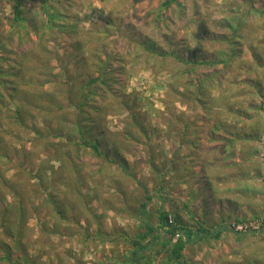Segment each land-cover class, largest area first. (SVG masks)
<instances>
[{"label":"rangeland","instance_id":"374dc122","mask_svg":"<svg viewBox=\"0 0 264 264\" xmlns=\"http://www.w3.org/2000/svg\"><path fill=\"white\" fill-rule=\"evenodd\" d=\"M13 1L0 0V264H131L144 223L167 209L173 178L152 138L169 129L235 137L256 191L264 182V0H23L22 24ZM240 20L238 57L224 68ZM179 60L213 64L184 75ZM99 67L107 86H87ZM210 75L221 84L210 94L225 98L202 110L189 87ZM220 173L188 177L208 209ZM242 222L259 227L213 251L214 264H264L262 221ZM167 248L152 244L140 264H165ZM207 253L199 264L213 263Z\"/></svg>","mask_w":264,"mask_h":264},{"label":"crops","instance_id":"0c3cea01","mask_svg":"<svg viewBox=\"0 0 264 264\" xmlns=\"http://www.w3.org/2000/svg\"><path fill=\"white\" fill-rule=\"evenodd\" d=\"M188 128L176 129L174 133L169 129L166 135L162 132L152 138V144L156 146L153 152L156 164L165 165L161 170L173 178L168 189L172 192L168 191L166 197L167 209L163 210L190 235L179 259H172L167 248L165 264H199L206 250L209 261L214 264L216 250L227 252V242L230 245L236 243L237 236L231 230L233 223L264 221V182L258 184L256 191L254 159L248 153L240 159V147L235 137L187 136ZM212 169H219L221 173L216 176L218 181L211 189L216 194L214 205L208 209L202 204L200 186H188L187 181L189 176H207ZM262 257L264 260V253Z\"/></svg>","mask_w":264,"mask_h":264},{"label":"trees","instance_id":"16d2710c","mask_svg":"<svg viewBox=\"0 0 264 264\" xmlns=\"http://www.w3.org/2000/svg\"><path fill=\"white\" fill-rule=\"evenodd\" d=\"M13 15H14V23L22 24L24 22V18L22 16V3L23 0H14L13 1ZM173 0H165L163 4L161 5V8H167L172 4ZM241 29H242V21L240 20L237 22V26L235 29L232 30L230 37H227L225 41L227 42L228 46V53L225 61H221L220 64L225 67L232 66L234 62L237 60L238 57V42L241 41L242 36H241ZM145 51L150 56H160L162 59H164V55H161L159 53H156L153 49H151V45L149 43H145L143 45ZM180 61V60H179ZM183 67H189L188 69H185L182 71V74H191L193 72V67H198V66H203V65H212L213 63H206V62H193V61H183L181 60ZM216 64V63H215ZM100 65V63H99ZM215 76V75H214ZM213 75H210L209 77H206L205 79L201 81H197L194 85H190V89L192 90L190 95H191V102L193 104H196L199 108L202 110H211L213 107H218L220 108V104L224 101V96L221 95L219 92L218 97H213L210 92L211 91H217V89L220 88L221 84L219 82H213L214 79ZM180 82V76L178 75L176 77H173V83L177 84ZM94 84H101V85H106L107 86V80L104 74V69H100L96 75V77L89 79L86 83L87 86H91ZM183 86V85H182ZM171 89L176 91V88L174 85L171 86ZM185 89V88H184ZM188 89V87H187ZM221 95V96H220ZM257 96L259 98H264V88L262 91H258ZM84 101L79 104L78 107H83ZM2 106H4V103H1ZM229 114H233L232 110L227 111ZM2 114L1 109H0V115ZM235 119V118H234ZM77 124V123H76ZM77 134L80 136L83 130V127L81 125L76 126ZM82 146L84 147H89L92 151L98 152L97 151V146L96 145H90L87 141L84 139L82 140L81 143ZM145 200H148L147 197H145ZM146 207V203H142L140 205V211L139 215L141 216H146V212L144 211ZM145 221H147V216L145 217ZM157 225L156 226H151L149 223H144V229H145V234L142 236H139V240L135 241L131 244L132 247V252H131V264H140V262L144 259L145 255L143 253H146L147 251L151 250L152 244L154 245H159L161 249L169 248L170 249V255L172 259L177 260L179 259L180 253L184 248V245L186 242L189 241L190 235L188 233H185L184 231L181 230L179 225L175 220H172V218L167 214L166 211L163 209H159L158 211V217H157ZM172 221V222H171ZM261 229L264 228V221H262L261 224ZM156 232V234H155ZM233 232V231H232ZM180 234V239L175 242H172V238L177 234ZM236 236L237 239L241 240V234H246L247 232L244 233H235L233 232ZM153 234L156 236L154 237ZM152 236V238L145 243L144 245L142 242L148 237ZM254 255V254H253Z\"/></svg>","mask_w":264,"mask_h":264},{"label":"built area","instance_id":"2783aa9c","mask_svg":"<svg viewBox=\"0 0 264 264\" xmlns=\"http://www.w3.org/2000/svg\"><path fill=\"white\" fill-rule=\"evenodd\" d=\"M172 222V221H171ZM259 225H254L250 222H239V223H233L231 225V230L235 233H244L248 231L257 230ZM180 234L177 233L173 238L172 242L175 243L180 239Z\"/></svg>","mask_w":264,"mask_h":264},{"label":"water","instance_id":"95a60500","mask_svg":"<svg viewBox=\"0 0 264 264\" xmlns=\"http://www.w3.org/2000/svg\"><path fill=\"white\" fill-rule=\"evenodd\" d=\"M263 146H264V144H263ZM263 156H264V150H263Z\"/></svg>","mask_w":264,"mask_h":264}]
</instances>
